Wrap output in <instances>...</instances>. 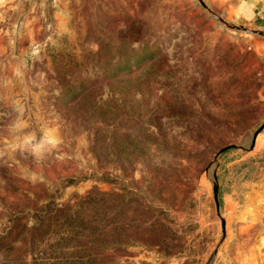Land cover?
Segmentation results:
<instances>
[{"label":"rangeland","instance_id":"obj_1","mask_svg":"<svg viewBox=\"0 0 264 264\" xmlns=\"http://www.w3.org/2000/svg\"><path fill=\"white\" fill-rule=\"evenodd\" d=\"M66 5L62 31L47 8L33 43L0 51V264H257L264 18L224 0ZM90 190L101 201L77 206ZM56 205L73 219L23 233Z\"/></svg>","mask_w":264,"mask_h":264},{"label":"crops","instance_id":"obj_2","mask_svg":"<svg viewBox=\"0 0 264 264\" xmlns=\"http://www.w3.org/2000/svg\"><path fill=\"white\" fill-rule=\"evenodd\" d=\"M224 1L228 4V9L238 12L240 20L239 12L243 11L244 23L249 24L257 18H264V0ZM67 2L68 0H0V51L24 49L28 46H22V43H33V35L41 27L47 8L51 11L49 27L55 32L62 31L66 26ZM263 246L264 243L261 247ZM254 258L255 261L258 259L257 264H264V247L254 254Z\"/></svg>","mask_w":264,"mask_h":264},{"label":"trees","instance_id":"obj_3","mask_svg":"<svg viewBox=\"0 0 264 264\" xmlns=\"http://www.w3.org/2000/svg\"><path fill=\"white\" fill-rule=\"evenodd\" d=\"M218 187V186H217ZM103 197V193L97 190H90L88 191L83 197H80L77 200V206L78 203L80 202H98L99 200L101 201ZM76 206V207H77ZM71 207H63L60 205H56L52 209H48L47 211L43 213H37L33 215V220L29 223L28 227H24L23 233L25 235H32L35 233H38L40 229H44L45 227H49L52 222L56 221V219L59 220H64L65 222H68L70 219H73V216L75 215L74 212L69 211ZM39 212V211H38ZM45 232V231H44ZM8 234V232H7ZM6 237V233L3 235H0V241H2L3 238ZM16 242V241H14ZM13 243V242H12ZM1 250V249H0ZM5 250H8L5 249ZM0 256L3 257L2 251H0Z\"/></svg>","mask_w":264,"mask_h":264},{"label":"water","instance_id":"obj_4","mask_svg":"<svg viewBox=\"0 0 264 264\" xmlns=\"http://www.w3.org/2000/svg\"><path fill=\"white\" fill-rule=\"evenodd\" d=\"M232 28L237 29L236 27H232ZM253 32L264 36V32H261V31H253ZM259 129H261V127H259ZM257 132H258V130H256L254 132V134H253L252 143H251L250 147L253 146V142H254V139H255V136H256ZM233 146L234 145H232V144H228V145H225V146L219 148L216 151L214 157H216L224 149L230 148V147H233ZM212 178L213 179L211 181V192H212V198H213V202H214L215 208H217L218 207V202H217V183H216V177H215V172L214 171L212 172ZM220 225H221V228H222V235H221V238H220V241H221V239L223 238V235H224V220L223 219L220 220Z\"/></svg>","mask_w":264,"mask_h":264}]
</instances>
